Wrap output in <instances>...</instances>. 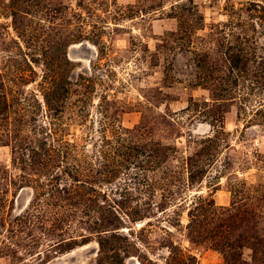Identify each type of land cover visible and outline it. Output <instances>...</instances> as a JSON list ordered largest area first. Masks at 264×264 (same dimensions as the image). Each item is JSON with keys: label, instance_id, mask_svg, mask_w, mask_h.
I'll return each instance as SVG.
<instances>
[{"label": "rangeland", "instance_id": "rangeland-1", "mask_svg": "<svg viewBox=\"0 0 264 264\" xmlns=\"http://www.w3.org/2000/svg\"><path fill=\"white\" fill-rule=\"evenodd\" d=\"M0 264H264V0H0Z\"/></svg>", "mask_w": 264, "mask_h": 264}]
</instances>
